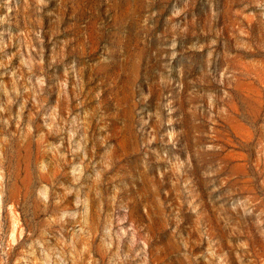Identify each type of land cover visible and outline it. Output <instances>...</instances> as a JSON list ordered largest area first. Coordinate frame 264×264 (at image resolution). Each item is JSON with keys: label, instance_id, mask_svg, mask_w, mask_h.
I'll list each match as a JSON object with an SVG mask.
<instances>
[{"label": "rangeland", "instance_id": "374dc122", "mask_svg": "<svg viewBox=\"0 0 264 264\" xmlns=\"http://www.w3.org/2000/svg\"><path fill=\"white\" fill-rule=\"evenodd\" d=\"M0 264H264V0H0Z\"/></svg>", "mask_w": 264, "mask_h": 264}]
</instances>
